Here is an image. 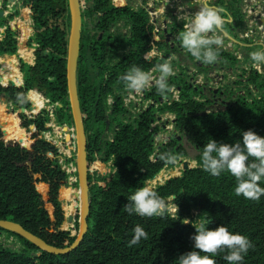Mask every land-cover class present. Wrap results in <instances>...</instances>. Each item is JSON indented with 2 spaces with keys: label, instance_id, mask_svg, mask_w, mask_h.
Returning <instances> with one entry per match:
<instances>
[{
  "label": "trees",
  "instance_id": "16d2710c",
  "mask_svg": "<svg viewBox=\"0 0 264 264\" xmlns=\"http://www.w3.org/2000/svg\"><path fill=\"white\" fill-rule=\"evenodd\" d=\"M79 1L82 26L76 84L86 136L88 228L75 249L59 255L0 228V235L17 242L10 245L0 240V264H177L180 255L193 250L190 237L204 217L210 221L209 229L225 225L230 232L249 238L253 247L242 264H264V196L258 201L237 196L236 181L229 172L215 177L200 166L203 146L210 139L233 144L249 129L264 137V65L260 72L247 69L254 62L250 53L263 45L239 37L244 26L241 0H211L212 6L223 7L229 14L221 33L233 45L220 47L212 64L196 61L181 46V25L173 29V39L186 60L171 61L178 72L168 82L178 87V99L159 109L175 115L174 130L153 160L156 129L149 130V123L155 119V109L132 113L123 104L125 87L120 77L133 65L147 70L166 62L145 55L166 51V44L142 9L134 10L127 3L113 6L111 0ZM16 15L30 17L32 26L10 22ZM69 27L67 0H18L14 11L0 17V55L13 54L17 48L21 57L30 58L28 46L35 44L33 63L19 65L23 84L0 85V93L13 107L2 118L0 106V218L22 225L55 247L70 244L78 230L77 216L73 230L60 228L66 218L64 201L77 177L71 182L58 161L57 144L43 134L45 108L51 106L61 137H75L65 69ZM10 56L0 57V84L21 82L16 56ZM189 65H197L204 77L223 69L235 78H225L207 96L202 85L190 84ZM148 95L158 99L165 94L154 87ZM215 99L222 108H213ZM63 125L72 132L61 130ZM166 152L196 163L181 176L154 187L168 205H177V215L170 211L162 218L129 215L124 205L135 189L146 180L155 184L167 176V165L161 169L165 162L159 159ZM260 186L264 187V180ZM136 225L144 228L148 239L129 246ZM226 254L227 250L210 258L216 264H228Z\"/></svg>",
  "mask_w": 264,
  "mask_h": 264
},
{
  "label": "clouds",
  "instance_id": "9594fccd",
  "mask_svg": "<svg viewBox=\"0 0 264 264\" xmlns=\"http://www.w3.org/2000/svg\"><path fill=\"white\" fill-rule=\"evenodd\" d=\"M194 4L198 10L189 15L188 21L183 24L179 36L181 46L196 61L212 64L218 60V50L223 43L216 33L223 32L224 25L230 17L225 8L212 6L211 0H194ZM177 18L180 19V16ZM250 58L257 67L264 65V46L260 50L252 51ZM174 74L171 62L166 61L148 70L133 65L120 79L130 94H141L151 89L154 84L163 95L173 91L168 78ZM159 159L169 164L175 163L177 156L166 152L161 154ZM200 166L215 177H219L224 171L229 172L235 178L237 196L253 201H258L264 196V187L260 186V182L264 180V137L250 129L242 132V139L233 144L218 143L210 139L203 146ZM171 199L175 200L176 197ZM124 210L129 215L135 213L141 217L162 218L169 208L166 200L145 183L129 196ZM174 211L177 215L176 204ZM209 223L207 217L199 219L194 227L195 234L190 237L193 241V250L180 255L177 264H216V260L210 257L225 250L227 254L224 259L228 264H242L244 256L253 247L249 238L230 232L225 225L209 229L207 227ZM133 233L129 246L138 244L141 239H148L147 232L140 225L134 227Z\"/></svg>",
  "mask_w": 264,
  "mask_h": 264
},
{
  "label": "built area",
  "instance_id": "2783aa9c",
  "mask_svg": "<svg viewBox=\"0 0 264 264\" xmlns=\"http://www.w3.org/2000/svg\"><path fill=\"white\" fill-rule=\"evenodd\" d=\"M3 1L7 8V13L16 9L18 0ZM111 3L113 6H117L120 3H127L134 10H144L147 14L148 21L154 26L155 33L158 35L165 34L166 40H170L171 43L174 40L172 31L176 25H181L183 30V24L188 21L189 15L198 10L197 6L194 4V0H111ZM240 8L241 13L243 14L244 26L239 32V37L257 41L264 46V0H241ZM181 9L182 11H180ZM178 16H180V19L177 18ZM216 35L224 37V42L222 43L223 49H231L233 47L232 41L227 39V34L217 32ZM169 36L172 37V39H170ZM159 52L161 51L153 50L146 52V54L151 53V55L158 57L160 54ZM174 56V54L170 55L165 61H173V59H175ZM152 68H154V66L150 67L149 69ZM173 69L174 72H176L177 68L173 67ZM247 69L248 71H250V69H254L255 71L260 72L262 66L257 67L256 63L253 62L251 63L250 67H247ZM187 74L190 75L189 81L192 86L196 87L207 84V80L204 81L203 79L202 81L203 76H201V73H199L193 67H189L187 69ZM154 75H156V73H154ZM154 87L155 85L153 84L151 89L145 90L141 94H130L125 88L123 91V104L127 106L132 113L138 114L147 111L149 108L155 109V119L151 120L149 123V130L156 129L154 133V151L150 155V159L152 160L154 154L159 149V146L165 144L169 140V136L174 130L173 125L175 122V115L170 112H161L159 107L164 104H170L174 99L177 100L179 93L178 87L171 86L173 89L172 92L155 99L148 95ZM108 102H111V98H108ZM11 107L12 105L9 104V108ZM60 128L67 133L69 132L68 134L72 132V129L67 125H63ZM57 134L61 138V135L59 134V124H57ZM44 136L46 137V135ZM74 138L69 137L66 139L68 140ZM49 140H53L57 144L59 152L58 161L62 169L69 175L71 182L76 181V171L73 165L70 164L69 167H66L65 163L63 162L61 156L62 152L59 149V142L57 141L58 139Z\"/></svg>",
  "mask_w": 264,
  "mask_h": 264
},
{
  "label": "water",
  "instance_id": "95a60500",
  "mask_svg": "<svg viewBox=\"0 0 264 264\" xmlns=\"http://www.w3.org/2000/svg\"><path fill=\"white\" fill-rule=\"evenodd\" d=\"M69 15H70V27L67 39V50H66V85L69 107L73 120L74 134L77 141V181L80 195V216L78 219V230L74 240L66 245L65 247H55L48 244L46 241L26 230L22 225L13 222L8 219L0 218V228L19 234L32 244L39 247L41 250L51 254H66L71 250L75 249L82 241L84 234L87 231L88 223V164L86 156V136L84 131L82 113L80 110L79 99L77 94L76 84V65H77V54L79 50L80 34H81V9L79 0H67ZM2 13H0L1 15ZM23 79L20 83H9L0 84L1 86L7 85H22ZM191 168L185 164V170Z\"/></svg>",
  "mask_w": 264,
  "mask_h": 264
},
{
  "label": "rangeland",
  "instance_id": "374dc122",
  "mask_svg": "<svg viewBox=\"0 0 264 264\" xmlns=\"http://www.w3.org/2000/svg\"><path fill=\"white\" fill-rule=\"evenodd\" d=\"M31 33V32H30ZM222 42H224V37H221ZM32 43L29 45V47H32L33 49ZM7 55H14L16 56V60H17V66L19 69V72L21 74V80L23 79V73L20 71L19 65L20 62H25V63H33L34 60V56H33V52L31 50V57L30 58H24L21 57L15 50V52L13 54H7ZM6 55V56H7ZM178 57L181 58V62L184 63L186 58H184L183 56V52L177 54ZM4 57V56H3ZM189 67H194L192 65H189ZM199 73H201L199 71ZM201 76H203L202 81L204 79L207 80V84L203 85L202 87V92H204L205 95L209 96L210 95V89H214L217 90L219 87H221L222 81L225 80V78H230L233 79L234 78V73H231L230 70H223V69H215L213 71H211V73H209L207 75V77H204V75L201 73ZM9 102H7L3 96V93H0V106L3 107V117H5V113L12 109L13 107L9 108ZM213 108H222V106L220 105V103L218 102L217 99H215L213 101L212 104ZM46 116H47V120H46V130L44 131V135H46L47 138L49 139H54L57 140L59 142V149L62 152L61 156L63 159V162L65 163L66 167H69L70 164L73 165L75 171H77V141H76V137L74 139H63L62 137L60 138L57 134V121L55 119V117L53 116V114L51 113V107H46ZM185 164L188 167H193L195 166V161L189 158H184V157H178L175 163H169L166 164L161 168L163 169L166 165L167 167H165V174H167L166 177L162 178V182H156L155 184L152 183H148L146 180L145 183H148L151 187H156L159 184H163L166 180H168L171 177L174 176H181L183 171L185 170ZM111 165V161L107 163V166L110 167ZM160 169V170H161ZM159 170V171H160ZM158 171V172H159ZM112 171H110L111 173ZM172 172V173H171ZM75 176L77 177V173H75ZM156 176V175H155ZM154 176V178H155ZM153 178V179H154ZM152 179V180H153ZM144 183V184H145ZM71 193L69 198L66 199V202L64 201V208L66 211V218L65 220L62 222L61 224V229L64 230H73L75 228V220H76V216L79 219L80 216V195H79V189H78V181L76 183V186L71 187L70 189ZM169 211L172 213H175L174 211V205H168ZM77 219V222H78ZM79 224V223H78ZM0 240H2L3 242L12 245L13 243L15 245H17V242L13 239V237L11 236H7L6 234L2 233L0 235Z\"/></svg>",
  "mask_w": 264,
  "mask_h": 264
},
{
  "label": "flooded vegetation",
  "instance_id": "af4514ba",
  "mask_svg": "<svg viewBox=\"0 0 264 264\" xmlns=\"http://www.w3.org/2000/svg\"><path fill=\"white\" fill-rule=\"evenodd\" d=\"M161 36V38L163 39V41H164V43L166 44L165 46H166V48H167V50L166 51H164V50H162L161 52H159L160 54H159V56H158V58H162V59H164V60H166L167 59V57H169L170 55H172V54H174L175 56V59H173V61H180L181 62V58L180 57H178V55L177 54H179V53H181V52H184V50L181 48V46L180 45H177L176 44V42L173 40V42L171 43L170 42V40H166V36H165V34H162V35H160ZM171 36V35H170ZM169 36V37H170ZM170 39H172V37H170ZM175 48H177L178 50L176 51V49ZM151 55V53H148V54H146V56H150ZM182 63V62H181ZM192 66H194V65H192ZM200 67V66H199ZM194 69H196L198 72L200 71L201 72V70L198 68V66L197 65H195L194 67H193ZM188 69V68H187ZM215 70V69H214ZM213 71V70H212ZM176 72H178V69L176 70ZM175 72V73H176ZM202 73V72H201ZM209 73H211V71L209 72ZM208 73V74H209ZM188 75V74H187ZM189 78H190V75H189ZM203 86V85H202Z\"/></svg>",
  "mask_w": 264,
  "mask_h": 264
},
{
  "label": "crops",
  "instance_id": "0c3cea01",
  "mask_svg": "<svg viewBox=\"0 0 264 264\" xmlns=\"http://www.w3.org/2000/svg\"><path fill=\"white\" fill-rule=\"evenodd\" d=\"M7 8H6V6L4 5V1L3 0H0V13H2L1 15H0V17H5L6 15H7ZM10 22H12V23H15V24H21V25H26V26H28V27H31L32 26V19L30 18V17H24V16H14L11 20H10ZM32 45H34L33 46V49H32V47H29V48H31V50H32V52L34 51V48H35V44H33L32 43ZM16 50H17V48H16ZM17 52V51H16ZM7 54H4V55H0V57H3V56H6ZM7 56H9V57H11L10 55H7ZM34 56V55H33ZM12 58V57H11ZM34 61V60H33ZM28 64H32L31 62L29 63L28 62Z\"/></svg>",
  "mask_w": 264,
  "mask_h": 264
},
{
  "label": "bare ground",
  "instance_id": "6f19581e",
  "mask_svg": "<svg viewBox=\"0 0 264 264\" xmlns=\"http://www.w3.org/2000/svg\"><path fill=\"white\" fill-rule=\"evenodd\" d=\"M10 59H12V58L10 57Z\"/></svg>",
  "mask_w": 264,
  "mask_h": 264
}]
</instances>
